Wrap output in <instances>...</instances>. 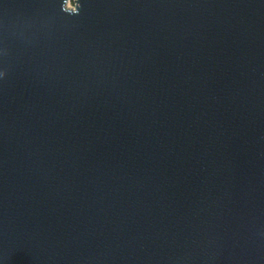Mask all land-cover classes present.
Masks as SVG:
<instances>
[{
    "label": "water",
    "instance_id": "obj_1",
    "mask_svg": "<svg viewBox=\"0 0 264 264\" xmlns=\"http://www.w3.org/2000/svg\"><path fill=\"white\" fill-rule=\"evenodd\" d=\"M0 73V264H264V0H0Z\"/></svg>",
    "mask_w": 264,
    "mask_h": 264
},
{
    "label": "rangeland",
    "instance_id": "obj_2",
    "mask_svg": "<svg viewBox=\"0 0 264 264\" xmlns=\"http://www.w3.org/2000/svg\"><path fill=\"white\" fill-rule=\"evenodd\" d=\"M73 7V4L72 2L70 1L69 4H68V8H72Z\"/></svg>",
    "mask_w": 264,
    "mask_h": 264
},
{
    "label": "clouds",
    "instance_id": "obj_3",
    "mask_svg": "<svg viewBox=\"0 0 264 264\" xmlns=\"http://www.w3.org/2000/svg\"><path fill=\"white\" fill-rule=\"evenodd\" d=\"M0 75H3V73H0Z\"/></svg>",
    "mask_w": 264,
    "mask_h": 264
},
{
    "label": "trees",
    "instance_id": "obj_4",
    "mask_svg": "<svg viewBox=\"0 0 264 264\" xmlns=\"http://www.w3.org/2000/svg\"><path fill=\"white\" fill-rule=\"evenodd\" d=\"M72 2V1H71Z\"/></svg>",
    "mask_w": 264,
    "mask_h": 264
}]
</instances>
